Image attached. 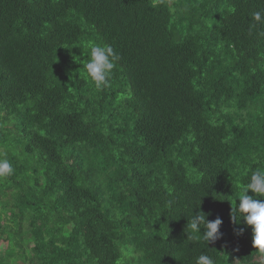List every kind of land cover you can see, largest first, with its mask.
I'll return each instance as SVG.
<instances>
[{"label": "trees", "instance_id": "trees-1", "mask_svg": "<svg viewBox=\"0 0 264 264\" xmlns=\"http://www.w3.org/2000/svg\"><path fill=\"white\" fill-rule=\"evenodd\" d=\"M257 11L264 0H0V159L14 168L0 264H262L230 216L264 169ZM90 42L119 56L99 91ZM197 211L222 219L220 239L188 238Z\"/></svg>", "mask_w": 264, "mask_h": 264}, {"label": "clouds", "instance_id": "clouds-1", "mask_svg": "<svg viewBox=\"0 0 264 264\" xmlns=\"http://www.w3.org/2000/svg\"><path fill=\"white\" fill-rule=\"evenodd\" d=\"M252 18L257 23H264V14L260 11L253 13ZM86 47L89 49L90 57L85 64L86 73L95 89L103 90L110 86L112 71L116 67L119 56L110 45L90 42ZM13 172V165L7 159H0V178L11 176ZM248 190H251L252 195L247 194ZM257 196L264 197V169L262 168L253 171L246 186L241 188L238 196L239 203L232 205L230 216L233 224L238 223V218L242 216L245 223L251 226L253 247L264 256V200L255 199ZM222 222L218 216L209 221L205 213L197 211L188 225L190 232L186 234L190 240H202L208 245L221 238L222 233L219 229ZM196 264H215V261L207 255H200Z\"/></svg>", "mask_w": 264, "mask_h": 264}, {"label": "rangeland", "instance_id": "rangeland-1", "mask_svg": "<svg viewBox=\"0 0 264 264\" xmlns=\"http://www.w3.org/2000/svg\"><path fill=\"white\" fill-rule=\"evenodd\" d=\"M3 247V246H2Z\"/></svg>", "mask_w": 264, "mask_h": 264}]
</instances>
